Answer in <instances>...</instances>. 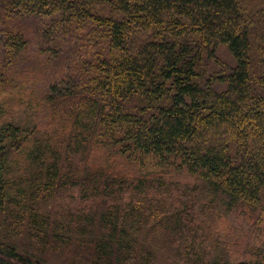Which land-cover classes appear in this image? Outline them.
Instances as JSON below:
<instances>
[{"label": "trees", "instance_id": "obj_1", "mask_svg": "<svg viewBox=\"0 0 264 264\" xmlns=\"http://www.w3.org/2000/svg\"><path fill=\"white\" fill-rule=\"evenodd\" d=\"M143 234L264 264V0H0V264Z\"/></svg>", "mask_w": 264, "mask_h": 264}, {"label": "rangeland", "instance_id": "obj_2", "mask_svg": "<svg viewBox=\"0 0 264 264\" xmlns=\"http://www.w3.org/2000/svg\"><path fill=\"white\" fill-rule=\"evenodd\" d=\"M23 71V70H22ZM22 76V75H21ZM37 76L38 75H34ZM88 225V223H87ZM94 225L92 224V226L88 225V228L93 229ZM149 228V225L146 226V228H144V230H142V232H147ZM152 240H148L146 238V234H143L141 236V238H138L137 240H134V242H140L142 245V250L147 252V249L149 248V250L151 252H157V260L158 262H160L161 264H185V262H183L184 260H181L179 258H175V257H171V260L168 261H164L163 256H162V252L164 251V246L160 244V242H157L156 244L153 245ZM152 245L154 246L153 250H152ZM35 249V248H34ZM37 249V248H36ZM86 249V248H85ZM85 249H81L79 246L75 247L73 250H71V252L67 255L64 256L62 255V250L58 249V248H53L52 251V256L54 258V260L50 259L49 255H44L42 258L45 261H50L53 262L54 264H94L92 262V260H94L92 257H90V259L88 258V256L86 255V253L84 252ZM162 249V250H161ZM140 252V251H139ZM67 253V251H66ZM167 253V252H165ZM44 254V253H41ZM155 254V253H154ZM154 254H152L154 256ZM168 254V253H167ZM140 255L142 256V253L140 252ZM179 259V260H178Z\"/></svg>", "mask_w": 264, "mask_h": 264}]
</instances>
